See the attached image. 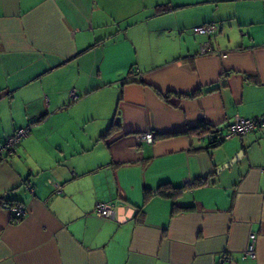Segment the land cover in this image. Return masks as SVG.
Returning <instances> with one entry per match:
<instances>
[{"label": "crops", "instance_id": "0c3cea01", "mask_svg": "<svg viewBox=\"0 0 264 264\" xmlns=\"http://www.w3.org/2000/svg\"><path fill=\"white\" fill-rule=\"evenodd\" d=\"M235 116L264 118V0H0V143L29 126L0 160L26 208L0 205V264H264V128L194 130Z\"/></svg>", "mask_w": 264, "mask_h": 264}, {"label": "built area", "instance_id": "2783aa9c", "mask_svg": "<svg viewBox=\"0 0 264 264\" xmlns=\"http://www.w3.org/2000/svg\"><path fill=\"white\" fill-rule=\"evenodd\" d=\"M194 33L200 35H210L216 30V25L213 22H206L201 25L194 26L192 28ZM200 51L202 53H215V50L211 47L210 43L207 41L200 46ZM222 55L225 56V53ZM70 96L75 99L76 94L72 90L70 91ZM264 128V118L262 117H253V118H244L240 116H235L233 122L227 127L226 131L220 135L221 140L230 139L231 137H242L254 130ZM29 132V126L22 127L17 129L13 135L8 137L4 142L0 143V160L5 159V155H10L14 152L17 144L23 139ZM138 138L141 141L147 143H152L154 141L155 135L152 131H145L138 134ZM190 182L186 180L185 185ZM55 188H58V185L55 184ZM2 206L9 210L15 219H20L26 214V208L23 203L12 202V203H3ZM94 213L98 217H103L107 219H115V208L112 203L98 202L95 205ZM245 255L249 257H255V251L253 244H250Z\"/></svg>", "mask_w": 264, "mask_h": 264}, {"label": "trees", "instance_id": "16d2710c", "mask_svg": "<svg viewBox=\"0 0 264 264\" xmlns=\"http://www.w3.org/2000/svg\"><path fill=\"white\" fill-rule=\"evenodd\" d=\"M157 11L158 12H163L164 10L161 8V6L157 7ZM167 96V95H166ZM194 130L198 133V134H205V133H211L213 136L212 141L210 142L211 145H216L218 143H220L222 140L220 139V135L222 133H220V130L217 129H213L211 126L207 125L206 123L200 122L195 128ZM212 173H208V174H204L201 175L199 177H196L195 179H193L192 181H190L189 184L183 186V187H173L171 185L165 184V185H161L159 187H157V189L154 190V192H151L149 190H145L144 191V198L145 201L153 194L161 196V197H165V198H170V199H174L178 194H180V192L183 190V188L188 187V188H198V187H202L206 184L209 183V178L211 177ZM12 202H18V201H13V200H4L0 198V205H2L3 203H12ZM183 210L182 208H179L177 206H175L172 210V214H175L179 211Z\"/></svg>", "mask_w": 264, "mask_h": 264}, {"label": "water", "instance_id": "95a60500", "mask_svg": "<svg viewBox=\"0 0 264 264\" xmlns=\"http://www.w3.org/2000/svg\"><path fill=\"white\" fill-rule=\"evenodd\" d=\"M240 154H241V153L236 154L235 157H234L229 163H226V164L222 165V167H227V166H229L230 164H232V162H234L236 159L239 158V155H240ZM220 168H221V167H220Z\"/></svg>", "mask_w": 264, "mask_h": 264}, {"label": "rangeland", "instance_id": "374dc122", "mask_svg": "<svg viewBox=\"0 0 264 264\" xmlns=\"http://www.w3.org/2000/svg\"><path fill=\"white\" fill-rule=\"evenodd\" d=\"M189 32H191V34L193 33V30H192V28H191V29H189Z\"/></svg>", "mask_w": 264, "mask_h": 264}]
</instances>
